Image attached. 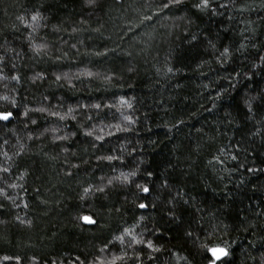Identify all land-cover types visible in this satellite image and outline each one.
I'll return each mask as SVG.
<instances>
[{"label":"trees","instance_id":"16d2710c","mask_svg":"<svg viewBox=\"0 0 264 264\" xmlns=\"http://www.w3.org/2000/svg\"><path fill=\"white\" fill-rule=\"evenodd\" d=\"M165 2L0 0V97H8L0 111H14L15 100L21 113L0 122V264H110L117 256L125 259L116 264H210L200 246L217 237L234 249L231 264H261L264 172L247 168L264 169V0H214L211 12L194 8L197 0L162 10ZM37 73L43 78L33 81ZM252 96L249 112L243 100ZM95 103L101 109L64 121L48 115ZM39 108L47 111L22 115ZM117 125L130 129L116 133L119 141L107 136ZM109 155L119 159H97ZM132 171L128 182L113 179ZM212 224L225 227L202 234ZM145 226L158 231L149 236ZM133 237L160 251L129 248Z\"/></svg>","mask_w":264,"mask_h":264},{"label":"snow or ice","instance_id":"6c2138e0","mask_svg":"<svg viewBox=\"0 0 264 264\" xmlns=\"http://www.w3.org/2000/svg\"><path fill=\"white\" fill-rule=\"evenodd\" d=\"M184 2V0H167V2L163 3L162 4V10L163 9H171L173 7H177V6H180L182 5ZM86 3L89 4V5H94L96 3V0H86ZM214 3V0H197V2H195L192 6L200 11H213V5ZM219 7H225V5H219ZM20 19H23L22 17ZM31 19L33 21H36L38 19V17L36 15H33L31 17ZM145 19H151V17H145ZM58 30V29H57ZM33 31H35V28H33ZM75 31V30H74ZM193 40L196 39L195 36L192 37ZM209 45L213 48H215L216 46L214 44H212L211 41H209ZM47 47V45H40V46H37L35 48V51L39 52L40 48H45ZM72 47H75V45H72ZM241 48L244 47L243 44L240 45ZM255 47V46H254ZM239 49H237L238 51ZM229 54V48L228 47H224L223 48V51L220 53V57H224L225 60L224 62H227V56ZM97 56H103L105 55V53H101V52H97L96 53ZM66 56V54H65ZM61 59V57H57V60ZM260 59L262 61H264V56H261ZM3 61V57H0V62ZM217 62L218 63H221L220 61V58H217ZM255 67V65H254ZM12 69H15V65H12ZM131 70V69H129ZM169 72L172 71L171 68L168 69ZM64 78L65 79H68V74L67 73H64ZM87 76L89 77H92L94 75H97V74H94V73H91V72H88L86 74ZM237 75H239V73H237ZM43 78V75L41 73H37L36 76L32 77V80L33 81H36L38 79H42ZM77 79H79V77L77 76L76 77ZM12 79H18V77H15L13 76ZM55 79L57 81L61 80V76L60 75H56L55 76ZM105 79H108V77H105ZM69 84L71 85V81L69 80ZM73 88L75 87V85H71ZM0 99H3V100H8V97L5 96V97H0ZM45 99H47V97H45ZM261 100H264V94H261V97H260ZM257 100V97L255 96H252V97H249L248 99H245L243 100V105L247 107L248 111H252V107H253V102ZM120 102L122 104H127V101L124 100L123 97L120 98ZM12 107L14 109V111H9V110H3V111H0V122H7V123H11L14 119H16L18 116L21 115L20 113V108L19 106L16 104V101L13 100L12 101ZM102 105L100 103H95V104H77L76 108H73L72 106H69L67 108V113L65 115H61L60 112H56V111H52V112H48V115L49 116H52V117H57L58 120L60 121H64L67 119V117L69 115H71L73 112H75L77 109H82V110H86V109H93V110H99L101 109ZM104 107H106L109 112H111V110L113 109L114 107V104H107V105H104ZM127 107L131 108L132 105L131 104H127ZM32 111H35V112H40V113H44L47 111V109L45 108H39V109H28V110H25L22 115L24 117H28L29 116V112H32ZM108 113H105V117H107ZM73 121L76 120V116H72L71 117ZM84 120L88 121V122H91L93 120V117L90 116V115H83L82 117ZM97 118H100L99 116ZM113 119H115V115L113 114L112 116ZM125 120L129 121V123H133L134 121L132 120V118L130 116H124L123 117ZM31 123L33 125H35L37 123L36 120H31ZM178 123H183V121H178ZM82 126L80 124H77V130H80ZM45 131H49V129H45ZM51 131L55 132L57 131V129H51ZM101 132H103V128L100 129ZM130 131V129L128 128H120L119 125L116 126V132H108L107 133V136L109 137H115L117 141H119L120 137L116 135L117 132H128ZM71 135H75V133H72ZM84 135L86 137H89V138H92L93 137V132L92 131H87L84 133ZM57 140H62V141H68L69 140V136H58L56 137ZM94 140L95 141H105V136L104 135H96L94 137ZM72 145L69 144L68 147H65L63 149V151L67 152L69 150V147H71ZM6 155V154H5ZM97 159H101V160H108L109 162L113 161V160H118L119 157H114V156H106V157H97ZM232 160H236L237 159V156L236 155H233L231 157ZM217 162L218 163H223V161L219 160V158H217ZM244 165H240V167H243ZM73 167H78L76 165H73ZM4 172H7L8 169L5 168L3 169ZM257 171H260V172H264V169H258V168H252V167H249L247 168V172L249 173H255ZM71 173H69L70 175ZM137 173L135 171H132L130 172L129 174H124V173H121L120 176H117V177H114L113 179L114 180H117L119 181L121 179V177H123V181L124 182H128L129 181V176H132V177H136ZM146 175L148 177H151L153 175V173L151 171H148L146 173ZM112 180H109L108 183L109 184H112ZM167 185V182L165 181V186ZM135 188L142 191L143 193H146V194H150L151 190L150 188L147 186V185H141V184H135ZM84 191L87 193L89 192V189H84ZM97 192L99 193H104L105 189L104 188H98L96 189ZM177 196H179V193H177ZM147 198V197H145ZM183 203L184 205H187L188 204V201L187 200H182V198L180 200H177L176 203L179 204V203ZM169 204H173V200L170 199L168 201ZM138 208L140 209H145L148 207L147 204L145 203H140L138 206ZM155 207V205H154ZM177 211V208L176 206H173L169 212L167 213L171 219L174 221L176 219H178L177 216H175V212ZM82 220H84L87 224H92L94 225L96 223L95 220H93L90 216H83L81 217ZM143 219V217H142ZM222 227H225L223 225H216V224H212L210 226L211 228V231H206L204 229H201L202 231V234L204 235H208L210 237L212 236H215L216 233L220 230V228ZM125 232H127L128 230L127 229H124ZM145 232L148 233L149 236L153 235L154 232H157L158 229L156 228H153V229H148L147 226H145V229H144ZM193 233L192 232H187L186 233V236L188 237H192ZM122 239V238H120ZM218 241L217 243L213 244L212 247L208 248L206 245H201L200 247L204 248L205 249V252L210 254L209 256V261H210V264H231V259L230 257L232 256V253L234 252V249H231V246H230V243L228 240L226 239H223L221 237H217ZM211 242V240H210ZM133 244H136V245H143V249H140V250H146V249H152L153 251H160V249L158 248H155L154 245H153V242L151 239H148V240H144L143 238L140 239V240H137L135 237L132 238L131 242L128 244V247L131 248L133 246ZM105 248H107V244L105 245ZM104 249H101V251H103ZM127 255V254H126ZM125 259V256H117V257H114L111 261H110V264H116V261L117 260H123ZM129 259L132 260L133 264H136V261L139 259V257H129ZM149 259H151V257H149ZM77 260H79V257H77ZM53 264H55V262H53ZM81 264H83V262H81ZM101 264H103V262L101 261ZM261 264H264V258L261 259Z\"/></svg>","mask_w":264,"mask_h":264}]
</instances>
